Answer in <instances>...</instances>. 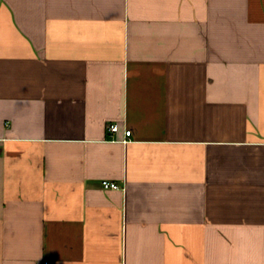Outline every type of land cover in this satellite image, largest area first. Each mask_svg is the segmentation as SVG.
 <instances>
[{
	"label": "crops",
	"instance_id": "1",
	"mask_svg": "<svg viewBox=\"0 0 264 264\" xmlns=\"http://www.w3.org/2000/svg\"><path fill=\"white\" fill-rule=\"evenodd\" d=\"M0 264H264V0H0Z\"/></svg>",
	"mask_w": 264,
	"mask_h": 264
},
{
	"label": "built area",
	"instance_id": "2",
	"mask_svg": "<svg viewBox=\"0 0 264 264\" xmlns=\"http://www.w3.org/2000/svg\"><path fill=\"white\" fill-rule=\"evenodd\" d=\"M107 129L110 133H115L118 128L115 124H109ZM130 134H131V131L129 129H125V131H124L125 137H129ZM101 187L103 189H111V190L119 189V186L116 183H114L112 181H107V180L101 181Z\"/></svg>",
	"mask_w": 264,
	"mask_h": 264
}]
</instances>
